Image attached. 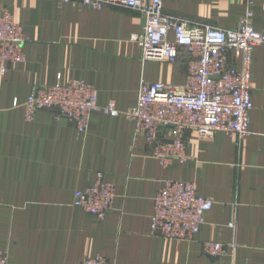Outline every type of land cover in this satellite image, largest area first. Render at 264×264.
I'll return each mask as SVG.
<instances>
[{"label":"crops","instance_id":"1","mask_svg":"<svg viewBox=\"0 0 264 264\" xmlns=\"http://www.w3.org/2000/svg\"><path fill=\"white\" fill-rule=\"evenodd\" d=\"M22 24L26 60L0 64V251L8 264H80L100 255L112 264H264V45L254 50L249 134L185 135V161L162 166L124 113L141 81L182 84L188 54L177 62L144 60L133 40L144 24L134 9L94 10L79 0H0ZM164 11L190 22L236 28L247 0H163ZM264 29V0L250 7ZM81 79L98 104L115 101L119 115L95 110L80 132L53 110L26 118L36 86ZM18 100L16 105L14 102ZM102 172L116 188L104 220L72 205L74 192ZM165 180L195 182L215 203L191 241L151 231L154 197ZM205 241L236 244L211 257Z\"/></svg>","mask_w":264,"mask_h":264},{"label":"built area","instance_id":"2","mask_svg":"<svg viewBox=\"0 0 264 264\" xmlns=\"http://www.w3.org/2000/svg\"><path fill=\"white\" fill-rule=\"evenodd\" d=\"M70 2L72 0H62ZM94 10L118 6L137 10L144 19L133 40L142 50L144 60L177 62L181 52L188 54L187 73L182 84L141 81L135 105L124 115L131 120L134 135L142 136L151 155L162 166L185 161V135L195 131L200 138H210L222 131L229 136L249 134L252 100L254 50L264 45V29L253 25L250 7L239 25L225 29L166 13L163 0H79ZM22 24L0 1V64L5 72L9 63L26 60L24 47L29 41ZM18 104V100L14 102ZM26 118L33 120L42 109L53 110L56 117L68 119L77 130L88 129L91 113L102 110L119 115L115 101L100 106L94 85L81 79L66 83L36 86L24 102ZM115 185L102 172L95 182L74 192L72 205L104 220L113 209ZM215 201L198 193L195 182L165 180L154 197L151 231L154 235L191 241L206 223V213ZM236 244L205 241L203 251L211 257L231 254ZM0 264H8L0 251ZM80 264H112L96 255Z\"/></svg>","mask_w":264,"mask_h":264}]
</instances>
